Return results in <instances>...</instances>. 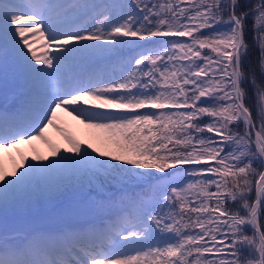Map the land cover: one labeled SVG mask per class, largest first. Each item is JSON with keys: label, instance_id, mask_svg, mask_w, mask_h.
<instances>
[{"label": "snow or ice", "instance_id": "snow-or-ice-1", "mask_svg": "<svg viewBox=\"0 0 264 264\" xmlns=\"http://www.w3.org/2000/svg\"><path fill=\"white\" fill-rule=\"evenodd\" d=\"M0 87V154L76 153L0 167V264H264V0H0Z\"/></svg>", "mask_w": 264, "mask_h": 264}, {"label": "rangeland", "instance_id": "rangeland-1", "mask_svg": "<svg viewBox=\"0 0 264 264\" xmlns=\"http://www.w3.org/2000/svg\"><path fill=\"white\" fill-rule=\"evenodd\" d=\"M118 70L119 69L117 68V71ZM108 71L109 72L112 71V68L109 67ZM78 125L79 127L85 126V124L81 123L80 120L78 121ZM62 128L65 129L67 133L71 134L76 140H78L84 147H87L88 144H91L93 148L109 151L108 146L104 142L103 135L94 129L87 128L85 131L78 133L66 127L65 128L62 127ZM51 132H53L51 145L45 147L39 146L36 149H32L28 146L20 148L22 147L20 146L19 149H13L10 152H8L9 154L7 155V157H5L4 154H0V167H3L7 172H12L13 170H15L16 173L15 176H10L8 177L9 179L18 178L20 172L24 171L29 164L32 163L48 164L51 163L53 160L59 159L61 155H68V156L76 155V153L69 151L71 146L64 138V134L62 132L58 131L55 128H53ZM52 146H55L59 150V155L53 154ZM89 151H92V149H89ZM93 154L98 155V153H93ZM34 156L43 157V159L34 160L33 159ZM101 159H108L111 162L110 156L101 157ZM24 161L27 162L25 163ZM113 162L122 163L121 161H112V163ZM13 164L15 165L13 166ZM126 167H133V166L126 165Z\"/></svg>", "mask_w": 264, "mask_h": 264}, {"label": "bare ground", "instance_id": "bare-ground-1", "mask_svg": "<svg viewBox=\"0 0 264 264\" xmlns=\"http://www.w3.org/2000/svg\"><path fill=\"white\" fill-rule=\"evenodd\" d=\"M42 44H43V42L42 41H40V42H37L34 46L35 47H37L38 49H40V48H42ZM12 88H13V84L11 83V81L9 82V85H8V90H9V92L12 90ZM3 91H4V89L2 88V87H0V95H1V97H2V95H3ZM89 106V105H88ZM58 120H57V123L58 124H60V126L61 127H66V128H68V129H71V130H74V131H76V132H82V131H85L88 127H86V126H84V127H79V125H78V119H76L75 118V116L74 115H69L67 112H63V111H61V112H59L58 113ZM82 126V125H81ZM52 129L53 128H49L48 130H47V133H46V135H47V137H48V140L51 142L52 141V134H53V132H51L52 131ZM49 144H47V143H45L44 141H40V140H37V141H35L33 144H31V145H29V144H26V146H28V147H30V148H32V149H36L37 147H39V146H41V147H45V146H48ZM22 148H23V146H22ZM29 149V148H28ZM43 149V148H42ZM31 150V149H30ZM25 151V150H24ZM2 154H4L5 155V157H7V155L9 154L8 152H4V153H2ZM10 156V155H9ZM6 161H8V160H6ZM12 164V163H11ZM10 164V165H11ZM15 164H13V166H14ZM14 168H16V167H14Z\"/></svg>", "mask_w": 264, "mask_h": 264}, {"label": "trees", "instance_id": "trees-1", "mask_svg": "<svg viewBox=\"0 0 264 264\" xmlns=\"http://www.w3.org/2000/svg\"><path fill=\"white\" fill-rule=\"evenodd\" d=\"M250 2L254 3L255 0H250ZM251 23L252 22L249 21V31H251ZM258 57H259V50L258 49H254L253 52H252V61H253L254 64L258 60ZM257 76H259V70L258 69H257ZM113 163H118V162H113ZM178 167L182 168L184 166H178ZM169 171H172V170L170 169Z\"/></svg>", "mask_w": 264, "mask_h": 264}]
</instances>
